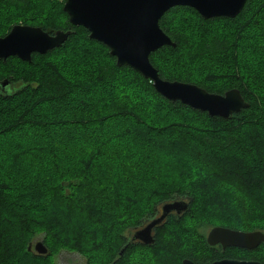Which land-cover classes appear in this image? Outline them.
Returning a JSON list of instances; mask_svg holds the SVG:
<instances>
[{"label": "trees", "instance_id": "16d2710c", "mask_svg": "<svg viewBox=\"0 0 264 264\" xmlns=\"http://www.w3.org/2000/svg\"><path fill=\"white\" fill-rule=\"evenodd\" d=\"M254 2L247 0L234 18L205 19L188 6L171 8L160 19V27L175 45L162 46L150 55L162 79L196 84L218 94L238 88L248 107L224 118L169 100L140 72L119 66L106 45L90 38L83 26L70 22L63 4L57 10L51 1L45 11L40 0H0V28L4 29L0 37L19 22L39 26L50 34L70 31L64 44L43 54L35 52L31 61L16 56L0 59V81L9 79L16 84L9 93L0 92V140L13 134L34 141L41 134L48 137L52 130L83 125L105 134L111 129L96 142H90V135L85 134L80 143V139L74 142L53 137L52 131L50 136L60 151L53 154L50 147L33 145L32 151H24L34 161L46 150L50 153L44 173H39L41 180L36 182L40 188L33 189L44 204L26 202L25 185L0 180V264H12L10 260L16 264H53L55 251L75 249L85 257L83 264H184L185 259L206 263L224 258L264 264V242L254 249H223L207 242V230L214 226L264 233V71L254 68L253 63L251 68L238 64L232 54L237 51L232 41L238 32L230 36L234 32L227 31L230 26L226 25L240 24L243 35L252 25L260 36L252 39L262 47L264 4H259L261 11H254L251 23H240L241 17L251 13ZM178 17L196 19V32L191 34L189 28L182 27ZM77 36L98 43L101 49L85 54L89 59L81 58L84 55L68 50ZM68 54L72 55L62 58ZM230 60L233 68L224 67ZM257 63L264 64V58L259 57ZM104 87L110 92L123 89L135 98H112V92ZM76 90H83L92 104L75 109L61 104V109L51 113L41 106L33 108L37 101L31 96L42 93L55 102ZM24 98L30 104L27 108ZM141 98L147 99L145 103ZM147 102L155 103L159 112L148 110ZM20 108L27 112L13 115ZM118 119L136 125L147 121L143 127L153 131L158 140L153 144L149 138L146 144L127 135L129 148L120 159L112 158L117 147H124L121 130L116 129L118 136L111 138L113 130L122 126ZM31 126H36L34 131ZM141 133L149 136L145 130ZM176 134L181 142L172 137ZM183 148L192 152L179 153ZM172 159L176 160L168 161ZM33 185L34 181L28 187ZM183 199L188 208L156 226L153 244L131 240L132 230L157 217L159 206ZM225 214L230 219L223 221L220 217L225 218ZM37 235L43 236L48 254L38 255L29 249ZM22 248L27 257L18 261L10 255L12 249L20 252Z\"/></svg>", "mask_w": 264, "mask_h": 264}, {"label": "water", "instance_id": "95a60500", "mask_svg": "<svg viewBox=\"0 0 264 264\" xmlns=\"http://www.w3.org/2000/svg\"><path fill=\"white\" fill-rule=\"evenodd\" d=\"M247 0H66L63 10L75 26H83L90 38L106 45L119 66L126 65L140 72L153 82L154 88L165 98L181 101L194 109L207 111L211 116L230 118L234 113L248 107V103L238 88L224 94L212 93L192 83L162 79L152 65L150 55L165 45H175L160 27L162 16L175 6H188L203 18H234L242 12ZM70 31L58 30L50 34L39 26L17 24L0 37V59L16 56L31 61L35 52L46 53L66 42ZM12 81H0V92L9 93ZM4 90V91H3ZM188 204L175 200L162 206V214L147 220L133 234L134 240L145 244L155 242L153 233L156 226L175 211L184 212ZM207 242L211 246L222 245L254 249L264 242L262 231H241L224 226H214L208 233ZM32 248V243L29 249ZM38 255L48 254L43 241L35 246ZM184 264H262L256 260L224 258L213 262L194 263L185 259Z\"/></svg>", "mask_w": 264, "mask_h": 264}, {"label": "rangeland", "instance_id": "374dc122", "mask_svg": "<svg viewBox=\"0 0 264 264\" xmlns=\"http://www.w3.org/2000/svg\"><path fill=\"white\" fill-rule=\"evenodd\" d=\"M43 1L44 0H40V2H42L41 3V7H43V9L45 11L47 9H50V6L53 3L56 4V8L55 9L58 10L59 6L61 4L64 5L65 2H66V0H45L46 1L45 3H43ZM51 1L53 3L50 4ZM254 3L255 4L252 5L254 7L252 8L251 13L248 14V15L246 14L243 17H241L240 23L244 22L246 20H249V23H251V20H253L254 11L255 10H257L256 12L261 11L259 4H261V3L264 4V0H255ZM20 16H24V15H20ZM194 18L189 17V20H186L185 18L178 17V20H179L178 23L184 28H189L191 30L190 31L191 34H193L194 32H196L197 28L199 27L198 21L196 19H194ZM193 19H194V21H192ZM260 19H262V17ZM258 22H260V20ZM18 24H23V23L19 22ZM219 24H220V22L218 23V25ZM223 24H225V23H223ZM14 25H17V24L15 23ZM24 25H26V24H24ZM226 25L230 26V30H229V27L226 26L227 27V31L231 32V30H232L234 32L230 36H232L233 34H236L238 32V37L235 39V41H234V39L232 41L233 45L236 46V48H237V51H235L232 54H233V56L235 58H237L239 60L238 64L242 65L244 68H251V64L253 63L254 64V68H260L261 71H264V64L257 63V59L259 57H263L264 58V45L261 47V45L258 43V41H253V39H252L254 37L260 38V36L257 35V32H256L257 29L253 28L252 25H248L249 27L245 31V35H243L241 32H239L240 24L226 23ZM221 30H222V27H221ZM3 32H4V29L0 28V34L3 33ZM261 39L263 40V38H261ZM97 44L98 43L94 44L91 40H88L87 38H82V37L77 36V37L74 38V40L72 41L71 45L68 47V50L70 49L72 51H76L79 54V56L80 55H82V56L84 55L81 58H87V57H85V54L86 55L87 54L93 55V54H96V53L99 52V50L101 49L100 48L101 46L97 45ZM71 55L72 54H68L66 56H63L62 58L67 59ZM89 58L90 57H88L87 59H89ZM233 60H230L228 62L229 64L228 63L225 64L224 67L229 66V68H233L232 66H230V63ZM226 61H228V58H226ZM15 65H16L17 68H20V63L16 62ZM103 89L108 90V87H104ZM100 92H102V91H100ZM111 92H112V98L118 97V96H121V95H126L125 98H127L129 100H133L135 98V97H133V96H135L134 93L129 94L126 91H124L123 89L119 90V91H115V90L113 91L112 90ZM111 92H110V90H108V93H111ZM45 93L46 92H44V94ZM49 94L55 95L54 93H49ZM31 97H33L32 98L33 101H37V102H35L33 104V108L34 109H36L37 107L41 106L42 109H44V108L46 109L45 112H49V113H51V110L56 111L57 108L61 109L62 107L59 106L61 104L62 105L63 104L67 105V107H69V105H70V107H72L74 109L76 107H78V106L81 107L83 105L87 106V105L92 104V102L89 99H87L88 96L86 95V93L83 90L82 91L81 90H78V91L76 90V91H74L73 94L65 96L64 98L63 97L60 98V99L57 98L58 101H55V102L48 101L47 100V96L42 95V93H40V96L39 95H34V96H31ZM145 99L143 100L141 98L140 102L145 103ZM150 101H153V100H150ZM22 103H23V105L26 108L30 105V104H28V98L22 99ZM147 106H148V110H151L152 108H154L152 110H156V111L159 110L158 106L155 103L147 102ZM24 108H20V109L16 110L13 113V115L14 114H18L21 111H26L27 112V109H24ZM77 111H78V108L75 110V112H77ZM57 112H59V111H57ZM68 115H71V114H68ZM120 123L122 124V126H120V127L117 126L113 130L111 138L113 140V139H115L118 136L116 129L121 130L120 131V135L122 133V139L121 140H122V144L124 145V147L121 148L120 150H119V147H117L115 149V153L116 154H111L112 158L117 157L118 159H120V157H122V155L125 154L127 148H129L131 143L128 141V139L125 140L127 135H129V137H131V140H133V141L135 139H141L142 142H144L146 144L149 142V140H148L149 138H150L151 141H153V144L158 140V138H156L157 136L153 134L154 133L153 131L151 132V130H148V129L143 127L146 124H148L147 121L145 122L146 123L145 125L142 124V123L139 124V125H136L134 123H128L126 121V119H121ZM35 127L36 126H31L30 128H31L32 131H34ZM24 129H26V128L24 127ZM141 130H145L146 132H148L149 136L144 137V133H141ZM52 131L51 132H52V136L53 137H57L58 136V138L72 140L74 142L77 139H80L78 141L80 143V141L82 139H84V137L86 136L85 134L90 135V142H96L97 138H102V137L108 136V134H110V132H111V129L108 132V134L107 133L105 134L103 131H99L96 128H91V127L88 128V126H84L83 125V126H78V127H75V128H69V130L61 129V130H57V131L56 130H52ZM50 133H48V137L44 136V138L42 137L43 136L42 134L40 136H37L36 139H38L39 142H36V143H35L36 139L34 141H29V140H27L25 138L14 137L13 134L12 135H4V138H2V140H0V180H4V181L8 180V182L13 180L17 184L20 183V184L25 185L26 188H27L26 191L28 192V196L25 199V201L30 203V204L33 203V204H40L41 205V204L45 203L44 201H40L39 200V197L37 195L38 192L33 191V189L35 187L40 188L37 185L38 183L36 184V182L41 180V176H39L40 175L39 173H41L40 171H42V174L44 173V164H46L50 160V159L47 158V156H50V153L49 154L47 153L48 150H50L53 154H55V151L58 152V151L61 150V149L59 150L58 142L54 143L55 139L52 141L53 138H52V136H50ZM43 134H45V133L43 132ZM172 137L176 140V142H181V136H178L176 134V135H174ZM25 142L28 143L26 146L24 145ZM21 143H23V144L20 146ZM31 145H33L34 147H39V148H47V147L49 148L50 147V149H48L45 152H43L42 158H38L37 157L36 160L34 161V157H31L30 155L28 156L27 153L24 152V151H29V150L32 151L31 150V148H32ZM62 151H64V150H62ZM183 151H184V153L186 152L187 154H190L192 152V150H190V149L183 148L181 150V152H179V153H182ZM146 155H149V154H146ZM137 157H139V156H137ZM59 158L60 157H58V159ZM31 159L33 161H31ZM175 160L176 159H172V160H168V161L173 162ZM60 165L64 166V164H60ZM211 166L209 165L208 167L211 168ZM37 171H39V172H37ZM139 172H141L140 175H142L143 171L139 170ZM36 173H38V174H36ZM6 175H8V179L5 177ZM34 175H36V176H34ZM47 177L48 176H46V178ZM133 177H135V176H133ZM32 181H34V185H33V187L30 188L28 186L32 185ZM262 185H263L262 186L263 187L262 190H264V181L262 182ZM259 192L260 191H257L256 194H259ZM219 202L221 203L220 200H219ZM219 202L216 201V203H219ZM74 208L75 207H72V211L74 210ZM228 216H230V215L229 214H225V218H221L220 217V219H224L223 221H226V220L230 219V218H228ZM212 228L209 227L207 232L209 233V231ZM207 236H208V234H207ZM42 240H43V236L42 235H37L34 238V240L32 241V248H31L33 253L36 252L35 246H36L37 242L38 241H42ZM88 241L90 243V240H88ZM0 245L3 247V243L2 244L0 243ZM25 251L26 250L24 248L20 249V252L15 250V249H12L11 252H10V255H13L14 256L13 258L19 261L21 256L27 257ZM51 259H52L53 264H83V263L86 262L85 257L82 256L81 253L79 251H77L76 249L74 250V252L68 251V250H61L59 252L55 251V253H53V257ZM10 262L12 264H16V262L14 260H10Z\"/></svg>", "mask_w": 264, "mask_h": 264}, {"label": "flooded vegetation", "instance_id": "af4514ba", "mask_svg": "<svg viewBox=\"0 0 264 264\" xmlns=\"http://www.w3.org/2000/svg\"><path fill=\"white\" fill-rule=\"evenodd\" d=\"M15 83H12V84H10V86H9V88L10 89H12V88H14L15 87ZM4 91V90H3ZM184 200V199H183ZM178 201V200H177ZM165 204V203H164ZM163 204V205H164ZM163 205H161V206H159V210H158V213H157V217L158 216H160L161 214H162V206ZM183 212H181V213H179V215H181ZM178 213L177 212H175V211H173V212H171L169 215H168V217H170L171 215H177ZM167 219V218H166ZM142 226H140V227H137V228H134L133 230H132V232L130 233V238H131V240L132 241H137V242H141L140 240H134L132 237H133V234L138 230V229H140ZM154 234H155V230H154V232H153ZM215 246H221L222 247V245H220V244H218V245H215ZM231 247H235V246H231ZM231 247H227V248H231ZM223 248V247H222ZM235 248H241V247H235ZM226 249V248H225ZM242 249H245V248H242Z\"/></svg>", "mask_w": 264, "mask_h": 264}]
</instances>
